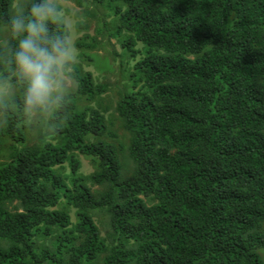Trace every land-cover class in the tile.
<instances>
[{
  "label": "trees",
  "instance_id": "obj_1",
  "mask_svg": "<svg viewBox=\"0 0 264 264\" xmlns=\"http://www.w3.org/2000/svg\"><path fill=\"white\" fill-rule=\"evenodd\" d=\"M65 1L75 88L0 110V264H264V0Z\"/></svg>",
  "mask_w": 264,
  "mask_h": 264
},
{
  "label": "clouds",
  "instance_id": "obj_2",
  "mask_svg": "<svg viewBox=\"0 0 264 264\" xmlns=\"http://www.w3.org/2000/svg\"><path fill=\"white\" fill-rule=\"evenodd\" d=\"M0 9V67L10 66L12 80L0 74V110L8 109L14 81L24 85L27 115L58 107L75 80L77 48L59 0H7Z\"/></svg>",
  "mask_w": 264,
  "mask_h": 264
},
{
  "label": "rangeland",
  "instance_id": "obj_3",
  "mask_svg": "<svg viewBox=\"0 0 264 264\" xmlns=\"http://www.w3.org/2000/svg\"><path fill=\"white\" fill-rule=\"evenodd\" d=\"M59 3H61L64 11H65V19L66 22L71 26V37L74 40V43H76V41L83 35V33H79L77 30V24L79 21L82 22H86V23H90V30L88 31L89 34L94 35V30H95V26H96V22L94 20H78L76 17V13L78 12V7L69 1H65V0H59ZM109 21H111L112 19H108ZM112 45L114 46V48L117 50L118 53L121 52L120 46L116 43V41L113 39L112 40ZM113 47H108L107 50H103L100 52H97L96 54L99 56L97 58V60L95 61H99L98 65H95L94 63L91 65H87V64H83V68L86 72H91L95 78V81L100 83V82H110V84L114 85L116 82L121 83L122 80L124 78L127 77L128 73L126 70H119L117 65L113 64L111 62V52H112ZM78 53V59L76 63H80V59H79V51L77 50ZM76 83L74 81H70L69 82V88H75ZM114 89H112V91H110L109 93H107L106 97L110 102H114L117 101L116 96H115V92L113 91ZM109 94V95H108ZM114 108V106L112 107ZM111 113H109L107 116L110 118ZM118 118L116 117V115L113 117V120L116 122L115 124H119V120H117ZM82 167L80 172L88 175L90 173L93 172V167L91 166L89 159L79 155L78 156ZM72 218L74 219V213H72ZM264 253V252H263Z\"/></svg>",
  "mask_w": 264,
  "mask_h": 264
}]
</instances>
